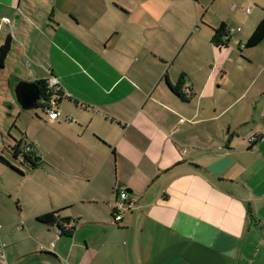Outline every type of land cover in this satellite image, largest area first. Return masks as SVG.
<instances>
[{
    "label": "crops",
    "instance_id": "obj_1",
    "mask_svg": "<svg viewBox=\"0 0 264 264\" xmlns=\"http://www.w3.org/2000/svg\"><path fill=\"white\" fill-rule=\"evenodd\" d=\"M203 2L48 0L36 9L0 0V47L11 40L0 69L2 148L19 166L0 157L20 172L0 161V191L17 208L0 209L1 264H264V67L222 85L235 56L225 62L229 47L211 43L224 22H203ZM51 75L60 116L37 119L45 130L29 134L13 85ZM178 84L192 95L168 86ZM28 143L35 169L20 161ZM26 167L45 184L29 203L10 186ZM120 190L133 207L114 222ZM53 211L69 233L36 220Z\"/></svg>",
    "mask_w": 264,
    "mask_h": 264
},
{
    "label": "rangeland",
    "instance_id": "obj_2",
    "mask_svg": "<svg viewBox=\"0 0 264 264\" xmlns=\"http://www.w3.org/2000/svg\"><path fill=\"white\" fill-rule=\"evenodd\" d=\"M35 1V8L36 9H43L46 7H50L51 4H46L45 2L48 0H34ZM192 1V0H191ZM207 6H206V12L204 15L203 22H210L214 25H218V23H226L229 27L237 28L239 27L242 32L238 34H231L229 48L225 50V52H228L227 56L224 58V61L227 62L229 60L230 52H234V58L231 61L233 64L231 67L233 68L231 70V73L223 79L224 83L223 86L227 84V82H231V77L233 76H242L243 78L246 76H255L258 74L259 71L262 70L261 66L264 67V41L259 44L258 46L251 47V48H245L241 52L237 50V45L239 43L243 44L246 43L247 37L249 33H251V23L255 18L258 17H264V0H203ZM200 10V9H199ZM248 10V12H246ZM252 12V13H251ZM260 15V16H259ZM202 16V12L195 15V25L198 28L202 29V32L205 33L203 27H201V23L198 21ZM261 18V19H262ZM258 20L254 21L257 22ZM193 34H196L195 28H193ZM253 32V31H252ZM251 35V34H250ZM250 37V36H249ZM195 38V37H194ZM15 47V46H14ZM210 53V52H209ZM82 55L85 56L84 53L81 52ZM250 56L254 59L253 63H248L247 60L249 58L246 57ZM86 57V56H85ZM261 65V66H260ZM208 69L210 70V64L207 65ZM240 83V82H239ZM256 88H258L259 81L256 80ZM214 89H217V86L213 85ZM188 96V95H183ZM190 96V95H189ZM14 103V102H13ZM17 103L14 104V114L20 113L21 118L18 119V124H21V127L23 130H26L29 134L40 136V134L43 133L45 130V126L42 122H40L37 119H41L43 122H50V120L47 118V116L44 115L41 108H35L33 110L24 111L20 109ZM9 105H5V111L7 113L11 114V110L7 107ZM20 109V110H19ZM2 120H5L4 118H1L0 120V153L2 155H5V157L12 162L14 165L19 166V162L13 161V159L9 156H7L4 152V148L7 147V131L9 130V126L6 122H2ZM16 120V115L13 117L12 121ZM47 122V123H48ZM51 123V122H50ZM14 137L18 138L17 135H15V132L12 133ZM29 144V143H28ZM32 145V144H30ZM1 168V165H0ZM24 178L20 179L23 180L21 183H19V180L13 181L10 183V186L17 188L19 190V197L27 203L31 202L35 198V194L37 192H44V183H41L42 179L41 176L43 175L40 172L32 171L28 172L27 167L24 168ZM2 184L1 178H0V185ZM4 187H8V184L4 183L2 185ZM37 189V190H36ZM4 208L6 210L10 211H16V204L15 200H12L8 197V194H5V192L0 191V209ZM44 247H47L46 245L41 244ZM48 248V247H47ZM40 252H46L41 251Z\"/></svg>",
    "mask_w": 264,
    "mask_h": 264
},
{
    "label": "trees",
    "instance_id": "obj_3",
    "mask_svg": "<svg viewBox=\"0 0 264 264\" xmlns=\"http://www.w3.org/2000/svg\"><path fill=\"white\" fill-rule=\"evenodd\" d=\"M232 28L226 25L225 23H222L219 25L217 28L213 29V37L211 39V43L218 49L220 48H227L229 47L230 39L228 35V30ZM264 40V17L258 22L256 27L254 28L253 32L251 33L250 37L247 39L246 43L241 44L239 43L237 45V50L241 52L245 48H251L257 46L259 43H261ZM11 46V40L10 38H7L5 43L0 47V69H3L4 62L10 52V47ZM37 86L39 88V91L41 93V96L43 97L44 100H46L48 97L52 95L51 91L47 90L45 87V82L39 81L37 83ZM170 90L175 93L177 96L181 97L180 95V87L179 84L176 85L175 87H171L168 85ZM22 144V143H21ZM20 145V144H19ZM27 144H23L25 146ZM21 146V145H20ZM18 148V146H16ZM15 149L14 155L18 152V149ZM32 152H33V147H32ZM32 152H24L23 153V159L24 162L26 163V166H28L30 169H35L38 167V164L36 163L35 156L33 155ZM35 159V160H34ZM0 161H2L5 165L8 167L14 169L12 166H10L3 158L0 157ZM198 168V166H194ZM18 173H20L18 170L14 169ZM57 211L53 212H48L45 214H42L36 218L37 221L48 224V225H56L57 228L61 231V234L64 235L65 233H69L67 229L69 228H64L63 225L69 223L67 222V219H62L59 218L57 215ZM115 214V213H114ZM114 218V215H113ZM73 227V226H72ZM70 227V228H72Z\"/></svg>",
    "mask_w": 264,
    "mask_h": 264
},
{
    "label": "built area",
    "instance_id": "obj_4",
    "mask_svg": "<svg viewBox=\"0 0 264 264\" xmlns=\"http://www.w3.org/2000/svg\"><path fill=\"white\" fill-rule=\"evenodd\" d=\"M246 12H248V10H246ZM4 21L8 22L7 19H5ZM239 31H240V28H234V29L230 28L228 30L229 39H231L230 38L231 34L238 33ZM44 82H45L46 89L51 91L52 95L50 97H48L46 100H44L42 97L40 107L50 121H56L60 116L58 103H59V100L61 99V97L63 95L61 94L59 82L55 76H53V75L49 76L47 79L44 80ZM180 93L183 95H192L191 91L187 88L181 89ZM66 120L70 122L73 120V118H72V116H67ZM255 140H256V137H254V136L248 138L249 144H253V142ZM32 147H33L32 145L27 144V145L23 146V150H24V152H32ZM24 152H22V157H20L21 162L24 161V159H23V153ZM182 153H185V151H183ZM117 194L120 198V202L117 203V211L116 212L119 214H114V218H113L114 222H118L121 219V211H127V210L129 211L133 207V202H131L129 200V196H128V193L126 191L120 190V191H118ZM63 227L66 229L70 228L71 224L67 223V224L63 225ZM0 229H1V225H0ZM53 247H54L53 244H50V246L48 248L40 245L39 249L41 251H52ZM4 260H5V244L2 242V240L0 238V264Z\"/></svg>",
    "mask_w": 264,
    "mask_h": 264
},
{
    "label": "water",
    "instance_id": "obj_5",
    "mask_svg": "<svg viewBox=\"0 0 264 264\" xmlns=\"http://www.w3.org/2000/svg\"><path fill=\"white\" fill-rule=\"evenodd\" d=\"M16 103L24 111L38 108V101L42 96L37 85L20 81L13 85Z\"/></svg>",
    "mask_w": 264,
    "mask_h": 264
},
{
    "label": "flooded vegetation",
    "instance_id": "obj_6",
    "mask_svg": "<svg viewBox=\"0 0 264 264\" xmlns=\"http://www.w3.org/2000/svg\"><path fill=\"white\" fill-rule=\"evenodd\" d=\"M41 105V104H40Z\"/></svg>",
    "mask_w": 264,
    "mask_h": 264
}]
</instances>
